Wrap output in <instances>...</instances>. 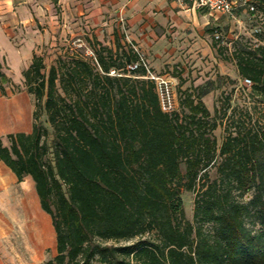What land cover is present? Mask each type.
Returning a JSON list of instances; mask_svg holds the SVG:
<instances>
[{"label":"trees","instance_id":"obj_1","mask_svg":"<svg viewBox=\"0 0 264 264\" xmlns=\"http://www.w3.org/2000/svg\"><path fill=\"white\" fill-rule=\"evenodd\" d=\"M112 35L113 46L92 34L90 55L65 52L47 69L33 52L21 70L32 128L0 138V160L31 177L50 216L55 254L39 264H264V20L228 54L211 42L249 79L253 110L225 95L211 113L199 85L163 110L139 49ZM10 81L0 70L1 92Z\"/></svg>","mask_w":264,"mask_h":264},{"label":"rangeland","instance_id":"obj_2","mask_svg":"<svg viewBox=\"0 0 264 264\" xmlns=\"http://www.w3.org/2000/svg\"><path fill=\"white\" fill-rule=\"evenodd\" d=\"M259 1L261 3L258 0H247L248 4L254 6L251 12L241 4L242 0L235 1L236 7L232 15L211 14L204 10L205 16L201 17L199 33L194 36L196 38L190 39L188 45L177 46L176 52L169 60H150L146 53L141 52L147 67L156 74L166 75L171 85L174 105L177 104L179 88L199 85L207 90L202 95V100L211 113L214 106L219 104L217 99L222 101L225 95H230L232 106H247L253 110V102L247 96L248 85L238 76L234 62L223 58L212 47L211 42L214 39L213 32L217 31V44L227 48L226 54L232 50L236 41L255 42L254 33L259 29L260 21L264 20V0ZM68 3L67 0H55L50 5V12L41 4L40 13L36 17L31 11L33 17L29 23L15 21L10 15L8 18L0 17V28L9 32V40L18 50H23L19 67L8 66L4 56L0 64V68L6 69L11 80L10 83L4 84L9 88L8 95L25 90L21 70L29 63L33 52L42 56L47 69L57 55L65 52L77 50L90 55L86 39L92 34L113 46L112 36L106 31L105 21L93 20L87 17L88 10L84 8L81 13L75 5ZM29 9L31 10L30 5ZM7 10L6 12L10 13L11 6H8ZM176 72H179L183 80L180 85L179 78L173 76ZM44 119V114H41L39 121L46 125ZM214 134L217 142H220L223 134L221 126H217ZM1 140L3 144H8L6 135H3ZM180 195L185 217L191 219L194 192L183 190ZM39 221L42 226L45 224V230L40 236L39 230L31 227L23 230L22 239L14 238L10 230L7 236L1 238L0 264H39L52 258L55 254V240L49 215H46V220L41 216Z\"/></svg>","mask_w":264,"mask_h":264},{"label":"crops","instance_id":"obj_3","mask_svg":"<svg viewBox=\"0 0 264 264\" xmlns=\"http://www.w3.org/2000/svg\"><path fill=\"white\" fill-rule=\"evenodd\" d=\"M67 1L81 13L88 10L87 17L105 21L106 31L111 36L114 29L123 33L127 41L148 55V59L156 61L169 60L177 46L188 45L190 39L194 40L199 33L201 17L205 16L204 9L193 6L189 0ZM53 2L55 0H0V17L8 18L10 15L15 21L29 23L33 17L31 11L36 17L43 4L50 12ZM8 6H11L10 13L6 12ZM8 33L0 28V64L4 56L8 66L19 67L23 50L12 44ZM0 70L9 75L5 68ZM8 91L6 85L4 92L0 91V138L11 132L28 133L32 128L31 95L25 90L8 95ZM46 215L40 208L31 177L25 175L17 180L11 169L0 160V242L9 230L14 238L22 239L25 228L36 227L40 236L45 224L42 226L39 219L42 216L46 220ZM51 229L54 235L53 227Z\"/></svg>","mask_w":264,"mask_h":264},{"label":"built area","instance_id":"obj_4","mask_svg":"<svg viewBox=\"0 0 264 264\" xmlns=\"http://www.w3.org/2000/svg\"><path fill=\"white\" fill-rule=\"evenodd\" d=\"M193 6L197 8H202L211 14H218V15H232L235 7H236V0H189ZM246 8L252 10L254 6L252 4H248L247 0H242L241 3ZM214 39L219 38V33L217 31L213 32ZM136 49V47L134 46ZM140 60L147 68L148 76L154 80L155 87L159 96V101L161 108L165 111L172 110L175 105L172 100V90L169 80L167 79L166 75L156 74L153 71L148 70V67L145 63V60L140 53ZM130 68L136 67V64L129 65ZM244 84H250L249 79H243Z\"/></svg>","mask_w":264,"mask_h":264}]
</instances>
